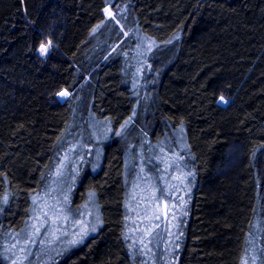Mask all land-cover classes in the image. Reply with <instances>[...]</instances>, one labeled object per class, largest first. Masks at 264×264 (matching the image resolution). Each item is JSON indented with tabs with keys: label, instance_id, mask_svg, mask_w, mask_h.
I'll list each match as a JSON object with an SVG mask.
<instances>
[{
	"label": "trees",
	"instance_id": "1",
	"mask_svg": "<svg viewBox=\"0 0 264 264\" xmlns=\"http://www.w3.org/2000/svg\"><path fill=\"white\" fill-rule=\"evenodd\" d=\"M108 6L124 9L129 37ZM145 40L136 90L129 65ZM95 120L113 130L78 190L95 194L102 224L47 264H141L126 234L130 151L154 171L162 144L175 154L182 136L194 182L176 264L261 259L264 0H0V264L67 132Z\"/></svg>",
	"mask_w": 264,
	"mask_h": 264
},
{
	"label": "rangeland",
	"instance_id": "2",
	"mask_svg": "<svg viewBox=\"0 0 264 264\" xmlns=\"http://www.w3.org/2000/svg\"><path fill=\"white\" fill-rule=\"evenodd\" d=\"M123 11L121 8L116 12L108 6L105 14L120 24L124 38H127L133 31L122 23ZM42 47L48 52L51 45L46 43ZM152 47L151 41H142L132 55L130 78L136 90L145 72L149 71L147 53ZM63 92L68 94L60 95ZM72 95L73 92L67 89L58 93L61 100ZM129 125H124L120 132H127ZM112 130L108 121L95 120L87 127H77L67 132L54 163L53 178L34 196L26 225L19 233L11 235L13 239L7 246L10 264H47L58 254L83 243L98 232L103 219L98 199L93 192L86 198L88 190L81 193L78 186L81 181L87 180L92 170L99 168L103 141L110 137ZM163 141L171 146L168 140ZM168 148L166 144L160 147L155 162H151L155 166L154 171L144 164L145 157L139 158L130 151L132 157L128 159L133 185L127 201L126 234L134 256L140 255L142 258L138 261L141 264H176V252L182 247L181 235L194 178L191 168L184 164L188 148L185 136L177 138L175 154L170 153ZM259 244L262 256L253 264H264V228Z\"/></svg>",
	"mask_w": 264,
	"mask_h": 264
},
{
	"label": "snow or ice",
	"instance_id": "3",
	"mask_svg": "<svg viewBox=\"0 0 264 264\" xmlns=\"http://www.w3.org/2000/svg\"><path fill=\"white\" fill-rule=\"evenodd\" d=\"M41 51H42V53H47V49H46V48H43V47H42ZM67 94H68L67 92H63V93H61L60 95H62V96H66Z\"/></svg>",
	"mask_w": 264,
	"mask_h": 264
}]
</instances>
